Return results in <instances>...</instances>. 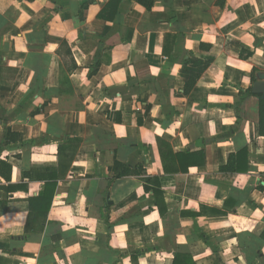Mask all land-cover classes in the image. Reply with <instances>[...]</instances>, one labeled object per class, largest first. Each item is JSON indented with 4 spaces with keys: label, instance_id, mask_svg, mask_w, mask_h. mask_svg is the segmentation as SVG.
I'll return each instance as SVG.
<instances>
[{
    "label": "crops",
    "instance_id": "obj_1",
    "mask_svg": "<svg viewBox=\"0 0 264 264\" xmlns=\"http://www.w3.org/2000/svg\"><path fill=\"white\" fill-rule=\"evenodd\" d=\"M142 1L0 0V264H264V0ZM159 141L197 165L166 172ZM243 147L247 172H220Z\"/></svg>",
    "mask_w": 264,
    "mask_h": 264
},
{
    "label": "trees",
    "instance_id": "obj_2",
    "mask_svg": "<svg viewBox=\"0 0 264 264\" xmlns=\"http://www.w3.org/2000/svg\"><path fill=\"white\" fill-rule=\"evenodd\" d=\"M111 4H114L113 13H115V7L120 0H111ZM140 2H143L140 0ZM112 18V16H108ZM243 52V51H242ZM250 52H246V55L240 54V57L246 58L249 56ZM190 63L193 64L192 67H197L198 69H205L207 64L202 61L191 58L189 59ZM199 74L196 72L189 71V77L184 85V89L190 88L195 80L198 78ZM241 92V91H240ZM243 93L250 94L249 89L242 91ZM258 99V122H257V131L260 136H264V93L263 94H254ZM160 147V156L163 165V169L166 172H176V171H186L190 166H196L197 153H184L176 152L174 153L169 144L165 141H159ZM2 164V163H1ZM172 165V166H170ZM220 172L223 173H244L248 170V159H247V149L243 147L235 153H229L227 155L226 163L219 168ZM136 173V170L128 169L127 167L121 171L118 176L128 175ZM25 177L33 178V174H25ZM44 181L42 188L36 196L29 197L28 201V213L26 218V223L24 231L29 232H40L43 229V224L46 220V214L50 207L55 186L57 182L58 175L54 170H45ZM23 188V186H18ZM146 191L152 190L155 197V205L158 209V212L162 215L165 211V206L163 202L162 191L159 190V181L157 177H152L148 179L146 185H144ZM205 209L206 207H201ZM211 212L215 214H220L221 211L217 209H210ZM191 214H195L190 212ZM135 258V257H134ZM135 264V263H134ZM172 264H195L189 255L183 253H176Z\"/></svg>",
    "mask_w": 264,
    "mask_h": 264
},
{
    "label": "water",
    "instance_id": "obj_3",
    "mask_svg": "<svg viewBox=\"0 0 264 264\" xmlns=\"http://www.w3.org/2000/svg\"><path fill=\"white\" fill-rule=\"evenodd\" d=\"M251 92L253 94L264 93V72H258L256 74L255 81L251 85Z\"/></svg>",
    "mask_w": 264,
    "mask_h": 264
}]
</instances>
